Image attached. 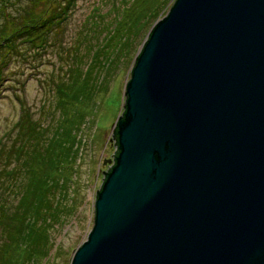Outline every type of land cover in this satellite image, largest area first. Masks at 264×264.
Returning <instances> with one entry per match:
<instances>
[{"label":"water","instance_id":"water-1","mask_svg":"<svg viewBox=\"0 0 264 264\" xmlns=\"http://www.w3.org/2000/svg\"><path fill=\"white\" fill-rule=\"evenodd\" d=\"M124 96L69 264H264V0H174Z\"/></svg>","mask_w":264,"mask_h":264},{"label":"trees","instance_id":"trees-1","mask_svg":"<svg viewBox=\"0 0 264 264\" xmlns=\"http://www.w3.org/2000/svg\"><path fill=\"white\" fill-rule=\"evenodd\" d=\"M103 1L94 3L68 42L77 0H0V90L11 65L32 60L42 46H54V62L60 63L56 72L37 77L43 91L38 108L20 103L15 130L0 136V264L48 261L51 232L69 215L63 208L64 184L72 180L62 172L83 148L86 121L77 104L107 91L122 69L131 71L147 31L169 0ZM20 72H15L18 80ZM12 246L19 249L15 257L8 256Z\"/></svg>","mask_w":264,"mask_h":264},{"label":"rangeland","instance_id":"rangeland-1","mask_svg":"<svg viewBox=\"0 0 264 264\" xmlns=\"http://www.w3.org/2000/svg\"><path fill=\"white\" fill-rule=\"evenodd\" d=\"M97 1L98 3H96ZM100 1L103 0H77V7L68 22V34L66 35L68 42L74 36L73 31H76L78 24L90 8L94 3L100 5ZM170 2L171 0L161 9L155 20L164 16V13L166 14ZM106 4L107 2L103 1L102 6L106 7ZM42 47L39 54L35 52L36 56L32 60L12 64L8 80H5L1 85L0 136L5 133L8 135L15 130L12 124L19 117L20 103L26 101L33 109H36L43 101V91H41V87L39 90L37 77L40 74L43 77L44 73L51 71L56 72L60 63L54 62L57 57L53 54L54 46L48 45L45 47L46 50H42ZM16 71H22L19 80L15 74ZM130 72L129 69H122L110 81L107 91H100L93 99L77 104L78 109L83 111L86 122L81 125L83 126V139L81 140L83 148L80 157L67 164L62 172V175H66L72 180V182L64 184L66 191L63 208L69 215L62 225L53 228L50 256L47 262L46 258L40 260V264H69L73 251L87 238L93 224L96 190L103 180L102 170L105 171L110 163H104L103 160L112 157L111 154L114 155L117 149L114 146L111 127L118 114L123 110L125 84L130 78ZM35 116H38V113H35ZM26 253L25 249L21 251V260L26 258ZM14 254H19V249H16V246H12L8 251V256Z\"/></svg>","mask_w":264,"mask_h":264},{"label":"bare ground","instance_id":"bare-ground-1","mask_svg":"<svg viewBox=\"0 0 264 264\" xmlns=\"http://www.w3.org/2000/svg\"><path fill=\"white\" fill-rule=\"evenodd\" d=\"M114 140V139H113ZM114 146L116 147L117 145H116V143L114 144ZM115 149V148H114ZM112 155V157L110 156V159H111V161H110V163H109V165H111L112 163H113V159H114V155L113 154H111ZM108 165V166H109ZM108 169V168H107ZM107 169L105 170V171H107ZM103 180H104V174H103ZM99 189V188H98Z\"/></svg>","mask_w":264,"mask_h":264}]
</instances>
